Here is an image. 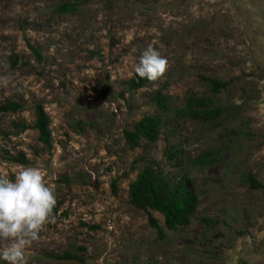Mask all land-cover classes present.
Wrapping results in <instances>:
<instances>
[{
  "label": "rangeland",
  "instance_id": "obj_1",
  "mask_svg": "<svg viewBox=\"0 0 264 264\" xmlns=\"http://www.w3.org/2000/svg\"><path fill=\"white\" fill-rule=\"evenodd\" d=\"M149 48L166 70L131 90ZM196 98L219 114L186 113ZM8 102L22 108L0 113V175L37 167L56 201L25 264H264V0H0V107ZM37 105L49 147L33 127ZM148 116L163 122L158 140L131 147L125 132ZM205 153L213 162L196 165ZM148 166L195 191L187 226L168 230L130 203Z\"/></svg>",
  "mask_w": 264,
  "mask_h": 264
},
{
  "label": "trees",
  "instance_id": "obj_2",
  "mask_svg": "<svg viewBox=\"0 0 264 264\" xmlns=\"http://www.w3.org/2000/svg\"><path fill=\"white\" fill-rule=\"evenodd\" d=\"M60 11L63 13H73L74 6L72 4L62 5ZM33 53L40 59L38 52L32 48ZM13 63L16 64V58H13ZM149 81L137 76L136 80H131L130 89L137 90L144 87ZM213 86L214 92H218L221 88L220 83L215 80H209ZM209 101L202 98H196L187 102L184 111L192 116L200 117L205 120L216 117L220 109L208 108ZM155 104L159 109L167 111V99L161 95L155 97ZM21 105L8 102L0 107V113L18 112L21 110ZM36 121L34 129L39 133V141L46 146L51 145V133L49 130V118L44 112L41 105H37L35 109ZM163 122L158 117L148 116L134 126L133 130L125 132V138L131 147H135L139 140H146L149 143H155L160 135ZM168 156L173 158L176 154L169 153ZM19 163L27 164L24 156L20 160H15ZM213 162L210 159V153L200 155L195 160L196 165L205 167ZM251 184L254 189L262 187L254 179H251ZM130 203L138 210H152L160 213L164 217L165 227L168 230L174 231L178 227H185L189 224L198 205V199L195 191L190 188L185 179L181 178L175 182L170 181L164 175L156 172L151 167H146L130 185L129 188ZM150 225L156 229L161 235L163 230L158 221L150 218Z\"/></svg>",
  "mask_w": 264,
  "mask_h": 264
},
{
  "label": "clouds",
  "instance_id": "obj_3",
  "mask_svg": "<svg viewBox=\"0 0 264 264\" xmlns=\"http://www.w3.org/2000/svg\"><path fill=\"white\" fill-rule=\"evenodd\" d=\"M166 66L167 61L149 48L142 52L134 72L139 78L155 81ZM55 202L37 167L22 168L14 179L0 175V241H10L0 248V262L25 264V249L50 222Z\"/></svg>",
  "mask_w": 264,
  "mask_h": 264
}]
</instances>
